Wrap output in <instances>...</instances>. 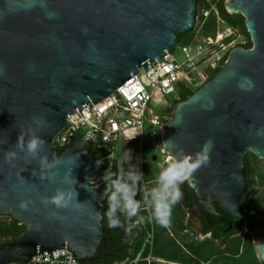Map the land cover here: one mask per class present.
<instances>
[{"label": "water", "instance_id": "1", "mask_svg": "<svg viewBox=\"0 0 264 264\" xmlns=\"http://www.w3.org/2000/svg\"><path fill=\"white\" fill-rule=\"evenodd\" d=\"M222 8L244 18L251 47L230 49L210 79L175 102L159 139L167 156H194L211 141L210 163L185 183L202 204L214 203L252 227L264 264V221L240 212L247 195L244 157L250 152L264 162V136L256 135L264 128V0H223ZM197 12V0H0V217L25 227L0 245V264L64 247L80 263L97 257L104 236L102 194L90 182L97 159L79 137L60 151L54 139L89 101L171 53L195 27ZM33 133L45 141L35 156L26 148ZM20 135L23 151L16 147ZM9 150L17 153L11 162ZM43 157L49 164L55 159V167L42 168ZM57 188L77 198L63 208L41 202ZM22 201H31L27 210Z\"/></svg>", "mask_w": 264, "mask_h": 264}, {"label": "built area", "instance_id": "2", "mask_svg": "<svg viewBox=\"0 0 264 264\" xmlns=\"http://www.w3.org/2000/svg\"><path fill=\"white\" fill-rule=\"evenodd\" d=\"M206 7L198 11L195 27L187 40L174 46L171 53L162 59L148 63L145 69L139 68L123 85L98 102L83 107L81 115H70L65 127L57 134L56 143L68 147L75 135L98 151L99 165L107 161L103 175H96L90 182L100 190L105 185V174L121 173L125 177L130 169L141 166L145 152L153 155L146 147V138L159 139V130L170 117L171 104L167 96L174 94L179 99V88L190 90L201 86L216 72L226 60L227 52L235 46L245 45L236 27L228 25L216 9L218 0H202ZM213 19L212 33L204 32V24ZM198 21V24H197ZM250 40V38H249ZM178 50L181 58L175 55ZM146 133V137L144 134ZM134 136V137H133ZM130 137H133L129 140ZM160 142V139H159ZM161 154L159 165L167 159L161 144H156ZM130 151L131 160L127 153ZM113 171H115L113 173ZM99 182V183H98ZM17 226L23 224L17 221ZM43 254V255H42ZM13 264H80L66 247L47 253L36 254L26 263Z\"/></svg>", "mask_w": 264, "mask_h": 264}, {"label": "flooded vegetation", "instance_id": "3", "mask_svg": "<svg viewBox=\"0 0 264 264\" xmlns=\"http://www.w3.org/2000/svg\"><path fill=\"white\" fill-rule=\"evenodd\" d=\"M145 153L140 159L141 166L137 167L144 175L137 186L136 198L140 200L154 186L159 171L158 159ZM246 163L250 167L247 160ZM107 166V161L102 162L97 174L102 176ZM245 167L249 195L256 183L255 179L248 177L246 164ZM104 190L105 185L99 190L103 200V241L97 257L85 260L87 264H232L234 258L244 252V243L240 238L243 232L248 231L246 224L225 215L214 203L207 206L196 200L186 183L181 185L182 200L174 207L168 227L157 224L150 219L149 212L142 211L140 215L144 219L139 223H136L139 217L128 221L121 215L124 226L109 228ZM245 198L240 212L252 216L245 212ZM131 223H136V226L129 234L126 229Z\"/></svg>", "mask_w": 264, "mask_h": 264}, {"label": "clouds", "instance_id": "4", "mask_svg": "<svg viewBox=\"0 0 264 264\" xmlns=\"http://www.w3.org/2000/svg\"><path fill=\"white\" fill-rule=\"evenodd\" d=\"M33 121L37 126L43 124L40 117H33ZM257 136H264V128L256 131ZM134 137V136H133ZM133 137H130L132 139ZM45 141L33 133L27 140V153L35 156L42 150ZM211 141L205 143L203 149L193 155H185L180 153L176 156L169 155L167 159L159 165L158 174L155 177L154 186L144 193L143 199H137V186L143 178V173L135 168L128 171L125 177L120 172L117 174H105V190L108 217V227L116 228L123 227L120 216L123 215L126 220L131 221L135 217H139L136 223L144 219L141 216L142 211L150 213V219L154 220L162 227H168L171 222L172 211L174 207L182 200L181 185L188 181L202 167L210 163ZM16 147L21 151L25 148L24 136L20 135L17 138ZM127 153L128 161L131 160L130 151ZM17 153L9 150L5 153V159L8 162L16 159ZM42 168L55 167L56 160L49 164L47 158H41ZM99 166V163H97ZM56 173L49 172L47 179L54 180ZM45 178L44 176L41 177ZM65 181L71 184L75 183V179L69 176L65 177ZM78 193L74 191L57 188L55 194L51 197L42 199V203H51L57 208L67 207L71 200L77 198ZM31 201H22L20 207L27 210L28 204ZM136 223H131L126 229L127 233H131V229L136 226Z\"/></svg>", "mask_w": 264, "mask_h": 264}, {"label": "rangeland", "instance_id": "5", "mask_svg": "<svg viewBox=\"0 0 264 264\" xmlns=\"http://www.w3.org/2000/svg\"><path fill=\"white\" fill-rule=\"evenodd\" d=\"M239 16L240 15L233 16V18L235 17L239 18ZM212 20L210 19L204 24V30H205L204 32L207 34L212 33L214 30V23ZM243 22H244V18H243ZM197 24H198V21H197ZM237 29L242 37V41L244 42V44L245 42L247 43L248 37L245 35L243 28L238 27ZM179 43H181V41H179ZM175 55L178 59L181 58L178 50H175ZM197 88L198 87H193L189 91L193 92ZM178 93L180 95V93L183 94L185 93V91L182 88H179ZM166 99L169 104L173 105V102L175 101V95L171 94L167 96ZM146 136L147 135L145 133L144 137ZM57 137H55L54 142H56ZM159 143H160L159 139L149 140L146 138L147 149L149 150V152L155 153L158 156V161H160L161 154L159 153V148H156L155 145ZM245 157H246V160L249 166L254 170V173H255L254 179H255L256 186H255L254 191L250 193L249 195H247V197L245 198L244 209H245V212H247L248 214H251L252 216H256L259 220L263 221L264 220V162L257 159L250 152H247ZM154 161L156 160L153 158V163L155 164ZM4 225H8V226L14 225L15 228L17 229L20 228L17 226V221L15 219L9 218V217H0V227ZM9 239H10V236H0V243H4L5 241ZM240 240L241 242L243 241L244 243V252L240 257L234 258L232 264H262L257 257L253 233H250L248 231H245V233L243 232Z\"/></svg>", "mask_w": 264, "mask_h": 264}, {"label": "trees", "instance_id": "6", "mask_svg": "<svg viewBox=\"0 0 264 264\" xmlns=\"http://www.w3.org/2000/svg\"><path fill=\"white\" fill-rule=\"evenodd\" d=\"M222 2H223V0H218V2L216 3V6H217V9H218V12H219V15H220V17L228 24V25H230V26H232V27H241V28H243V30H244V32H245V35L248 37V42L245 44V45H242V47H244V48H250L251 47V42H250V40H249V35H248V33L246 32V28H245V25H244V22H243V18L242 17H240L239 16V18H233V17H231V16H229V15H227L225 12H224V10H223V8H222ZM197 5H198V11H200V9H202L203 7H206L207 5L206 4H203V2H202V0H197ZM197 15H198V12H197ZM241 19V20H240ZM210 19H208V21H209ZM212 20V19H211ZM213 21V20H212ZM205 31V30H204ZM187 38H188V34H184V35H182V36H180L179 38H178V41H184V40H187ZM215 74V72L212 74V76ZM211 76V77H212ZM210 77V78H211ZM209 78V79H210ZM184 91H185V93H180V95H179V99L176 101V102H178V101H181V100H183V99H185L187 96H189L192 92L191 91H189V90H186V89H183ZM168 112L170 113V108L168 109ZM74 137H79L80 138V135H75ZM54 145H55V147L60 151V150H62V149H64V148H66V147H63V146H59L56 142H54ZM89 149H90V151H91V153H93V156L97 159L99 156H100V154L98 153V151H96V150H94L92 147H90L89 146ZM244 160H245V164H246V166H247V169H248V173H249V175H248V177L250 178V179H254V177H255V173H254V170L251 168V167H248V165H247V163H246V157H244ZM107 165V164H106ZM115 171H113V173H114ZM251 217H253L254 219H256L259 223H262L263 221H261V220H259L256 216H251ZM246 228H247V230L250 232V233H253L252 232V227L251 226H249V225H247L246 224ZM25 231V227L24 226H22V227H20V228H15V226L14 225H11V226H8V225H4V226H1L0 227V236H10V239L9 240H11V239H14V238H16V237H18L20 234H22L23 232ZM9 240H7V241H9ZM7 241H5V242H7ZM2 243H0V245H1ZM80 264H87L85 261H83L82 263H80Z\"/></svg>", "mask_w": 264, "mask_h": 264}]
</instances>
